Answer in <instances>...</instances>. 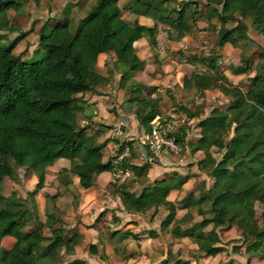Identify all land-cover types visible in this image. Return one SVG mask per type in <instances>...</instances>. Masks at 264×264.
Listing matches in <instances>:
<instances>
[{"label":"trees","instance_id":"obj_1","mask_svg":"<svg viewBox=\"0 0 264 264\" xmlns=\"http://www.w3.org/2000/svg\"><path fill=\"white\" fill-rule=\"evenodd\" d=\"M38 2V0H33ZM120 0H93L83 15L70 26L69 4H65L67 17L49 24V18L37 27V45L43 49L39 58L24 59L14 52L32 26L17 32L7 43L0 42V240L5 235L13 237L10 247L0 245L1 264H56L55 250L65 242L75 244L79 233L67 236L60 217L53 207L46 206V199L57 194H45V226L48 235L41 231V223L34 209V194L44 185V167L54 159L68 160L67 167H60L62 183L76 176L79 186L87 188L94 175L101 171L112 172L115 164L112 155L103 158L102 148L108 137L97 140L86 132V125L77 123L76 114L87 105L85 92L110 82V75L97 70L99 53L114 57V70L118 73L117 86L125 93L128 104L139 103L133 112L137 123L147 130L155 115H162L159 95L153 84H145L134 78L145 60L137 55L133 42L144 37L155 55L157 46L156 25L173 29L167 37L179 39L191 31L196 9L190 0H128L123 7L134 16L131 20L121 16ZM209 15L217 19L214 43H225L239 48V58L249 41L245 19L264 41V0H201ZM20 1L0 0V29L12 30L1 14L7 9H17ZM195 6V5H194ZM137 15L153 20L152 25L138 22ZM168 32V31H167ZM2 34H0V39ZM264 56V44L258 49ZM200 52H189L184 61L193 65L187 76L181 77L182 86L193 88L199 95L204 89H217L229 98L225 107H211L204 115L181 106L189 118H196L199 135L193 141L185 140L181 127L175 134L181 147L190 152L200 150L202 157L196 167L211 179L208 187L202 182L198 194L187 193L182 207L186 211L176 216L178 205L167 197L169 191L180 187L182 180H167L164 176L147 181L152 163L134 162L129 140L118 143V151L125 144L130 154L120 159L116 166L125 170L123 178L112 177L106 185L117 195L123 209L128 212H144L159 205L165 209L159 221V230L172 237H187L204 255H215L225 250L220 241L218 227H235L239 230L240 244H232V252L246 253L249 257L264 256V58L259 61V71L247 77L243 89L233 83L222 69L213 66L214 58ZM105 61H103L104 63ZM198 64L203 65L199 68ZM247 67V65H246ZM246 69V68H245ZM243 69V70H245ZM88 114H85V116ZM87 117V116H86ZM188 126V125H187ZM222 150L218 157L214 152ZM14 166H22L37 172L32 188L26 190V205L14 194L1 193L3 176L12 177ZM140 182L137 190L132 184ZM260 209L257 211L255 203ZM193 210L199 215L194 220ZM102 211L94 218L96 221ZM30 223V225H29ZM150 237L156 235L149 229ZM138 237L125 230H111L108 237L116 241ZM44 239L48 240L43 244ZM90 251L95 250L93 243ZM171 264H188L175 253L167 250ZM103 256V254H101ZM72 258L58 264H81ZM211 264H233L229 258Z\"/></svg>","mask_w":264,"mask_h":264},{"label":"rangeland","instance_id":"obj_2","mask_svg":"<svg viewBox=\"0 0 264 264\" xmlns=\"http://www.w3.org/2000/svg\"><path fill=\"white\" fill-rule=\"evenodd\" d=\"M13 1H20L19 7L17 9L7 8L1 14V19L7 25L12 24L14 29L10 31L0 29V34H2L0 42L5 44L17 32L32 26L31 31H28L25 37L14 47V52L24 59L39 58L43 53V49L37 45L36 41V30L43 20L49 18V24L63 21L67 17L66 12H64L66 10L64 6L69 4L70 26L74 27L77 18L82 16L93 2V0ZM190 1L194 2L191 3V8L197 10L190 32L183 34L179 39H172L167 37V33L173 35L175 31L158 23L156 25L157 46L154 49L155 55H152L153 52L151 53L146 41H142V45H136V53L146 61L142 69L139 70V74H143V79L151 82L156 87L154 92L151 93L145 90V93L151 96L159 95V108L163 114L172 108H181L183 106L190 111L196 109L200 112L199 115H204L211 107H225L229 104V98L215 88L207 89L203 91L202 95H199L193 88L182 86V75L189 74L193 68L192 65H180L189 52H200L206 56H213V66L222 69L233 83L238 84L243 89L247 87V77L259 71V61L264 58V56L257 55L258 49L262 47L264 41L250 27L248 19L244 21L249 41L242 51V58H239V48L229 43H225L222 46L215 45L216 17L214 15L207 16L209 10L206 9L201 0ZM126 3H128V0L119 1L122 7L121 16L131 20L134 15L123 7ZM103 61L105 62L103 63ZM96 65L99 71L107 72L111 80L108 84L100 85L94 90L98 94V99L95 101H86V99L89 100L93 91L87 93L85 99L87 105L83 112L76 114L77 123L86 125V132L93 135L97 140H102L106 137L105 134H108L109 141L102 149L105 158L113 154L114 145L129 140L135 154L132 160L138 163L142 162L143 159L137 149L142 140V127L137 123L133 112L139 103L135 102L130 105L125 101L126 95L124 91L117 86L118 73L114 70V57L112 55L98 57ZM198 67L203 68L204 66L198 64ZM85 114H88L86 115L87 117ZM195 120L196 118L188 124L191 137L195 133ZM221 151L214 152L215 156L218 157ZM166 157H170V162H176L173 164H177L179 169L161 170L159 168L155 170L153 167L147 175V181L161 175H164L168 180L171 172L177 174L179 170L185 172L186 168L191 165L190 160L194 155H189L188 151L181 147V151L177 155ZM181 158H183V161H181ZM154 164L161 166L159 160L155 161ZM67 166L68 160L63 158L54 159L47 164L44 167V185L34 194V209L41 223V231L44 236L48 235V230L44 223L45 194H57L54 198L46 199V206L50 210L55 207L67 236L77 231V225L83 231L82 235H79L78 242L75 244L65 242L55 250L53 263L66 262L78 256L82 258V264H171V261L166 258L168 257L167 250L184 258L188 264H211L218 260H227L229 258L233 264H243L245 262L246 253L242 249L238 253L232 252L230 249L232 244H240L241 242L237 228L218 227L219 238L225 246V250L215 255H204L195 248L194 243L189 238L172 237L168 232L159 230V220L164 214L162 207L157 208L155 213H152V209L144 212L126 213L119 207L118 204L120 203L117 196L113 193V189L107 185L97 184V186L87 191L82 190L84 193L80 195L77 191V183H73L74 175L67 176L70 181L65 184L62 183V173L59 168ZM187 170L190 169L188 168ZM191 170L190 174L193 178L187 181L181 196L178 197V193L176 196L172 194L178 207L183 206L188 198L187 193L196 190L198 178H202L200 177L202 174L200 175L195 170V167H192ZM112 172H110L111 178L115 177ZM36 174L37 172L29 168L14 166L12 177L3 176L1 193L3 195L14 194L24 198L23 201L30 206V201L25 197V192L32 188ZM179 178L182 182L186 180L184 173L180 174ZM176 179L177 177L174 178V180ZM203 180L207 179L204 177ZM140 185V182H136L130 188L137 190ZM195 192L196 194L198 193V191ZM81 197H86V200L85 203L79 206L78 202ZM255 208L257 211L260 209L258 202L255 203ZM100 211H102V214L94 221L95 216ZM176 214H181V210L177 209ZM198 218L199 215L194 212V220ZM151 226L159 230L158 236L154 239H149L148 230L152 228ZM113 228H117L119 231L133 229L136 233H140L136 238L132 239L131 236H128L120 242L118 247L121 250L120 256H125L123 258L111 252L110 244H107L105 236ZM143 233H147V235L145 236ZM13 240L12 236L5 235L0 240V245L8 248L13 243ZM47 241L44 239L43 244H46ZM90 243L95 246V250L92 252L89 248ZM103 252H109L106 258L101 257ZM249 264H264V256L254 255L249 257Z\"/></svg>","mask_w":264,"mask_h":264},{"label":"crops","instance_id":"obj_3","mask_svg":"<svg viewBox=\"0 0 264 264\" xmlns=\"http://www.w3.org/2000/svg\"><path fill=\"white\" fill-rule=\"evenodd\" d=\"M137 20H138V22H140V23H143V24H145V25H152V23H153V20L151 19V18H149V17H147V16H145V15H137ZM142 41H146V39L144 38V37H140V38H138L137 40H135L134 42H133V44H134V46H135V51H136V45H142ZM224 45V44H223ZM106 55H108V54H106V53H99L98 54V57H105ZM138 55V54H137ZM98 57H97V59H98ZM140 57V56H139ZM146 62V61H145ZM145 64V63H144ZM149 64V63H148ZM180 65L182 66V65H185V66H188V65H190L191 66V64H189V63H187V62H185V61H183V62H181L180 63ZM193 66V65H192ZM152 69V68H151ZM97 70H98V67H97ZM141 70V69H140ZM192 70H193V68H192ZM192 70H190V72L192 71ZM99 71V70H98ZM149 71V70H148ZM99 72H101V71H99ZM190 72H189V74H190ZM101 73H103V72H101ZM140 72H139V70L138 71H136L135 72V74H134V78H136L137 80H139L140 79V81H142L143 83H145V84H151V82H149V81H147V80H144L143 79V74H139ZM189 74H185V75H189ZM139 77V78H138ZM142 77V78H141ZM205 90H207V89H204L203 91H205ZM91 92V91H90ZM87 93L88 92H85V96H83V98H84V100L86 99V97H87ZM98 94L95 92V91H93L92 92V94L90 95V98H89V100H87L86 99V101H95L96 99H98ZM94 110V109H93ZM95 111V110H94ZM161 111V110H160ZM161 113H163L162 111H161ZM194 119V118H193ZM96 127V126H95ZM194 130H195V133H194V136L193 137H191L190 135H189V130H188V133L186 134V136H185V140H189V141H193V140H195V138L199 135V128L196 126V125H194ZM107 135L108 134H105V136L107 137ZM105 138V137H104ZM103 138V139H104ZM106 146V145H105ZM104 146V147H105ZM103 147V148H104ZM102 148V149H103ZM184 148H185V150L186 151H188V154L189 155H194V157L190 160L191 161V165L189 166V167H187L186 168V171L185 172H182V171H178V174L177 173H175V172H171L170 173V178L168 179V180H171V179H173L174 180V178L175 177H177V179H180L179 178V175L180 174H182V173H184V177L186 178V180H185V182H182V184L180 185V187H178V188H174V189H171L170 191H169V193H168V195H167V197L169 198V199H171V200H173L174 202H175V198H174V196H176L177 195V193H178V197H180L181 196V192L183 191V187H185V185H186V183H187V181H189V179H191V178H193V176L190 174L191 173V169H192V167H195V170H197L198 171V173L201 175L200 177H202V178H198L199 179V181L197 182V184H196V186H198L197 188H196V190H194V191H192L191 193L193 194V196H196L197 194H196V192L195 191H198V188H199V185L203 182L205 185V187H208L209 185H210V183H211V179L208 177V176H206L202 171H199L198 169H197V167H196V164H195V161L197 160V159H199V158H201L202 157V152L200 151V150H196V151H194V152H190L189 151V149H188V146L187 145H184ZM102 154H103V152H102ZM103 158H105L104 156H103ZM183 158H181V161H183L182 160ZM192 160H193V162H192ZM159 162H161V166L160 165H158V164H154L153 163V165H151V167L149 168V171H148V173H150V171L153 169V167L155 168V170L156 169H161V170H165V169H174V170H178L179 169V166H177V164H173V163H176V162H170V157H162L161 158V160H159ZM190 169V170H187V169ZM154 170V171H155ZM189 171V172H188ZM148 173H147V175H148ZM161 176H164V175H161ZM161 176H157V177H155V178H158V177H161ZM75 178H74V181H73V183L74 184H76L77 183V180H76V176H74ZM165 177V176H164ZM206 178L207 180H203V178ZM166 178V177H165ZM102 179V180H101ZM111 179V176H110V171H101V172H99V173H97V174H95L94 175V178H93V183H92V185H90L89 187H87V188H82L81 186H79L78 185V183H77V191H78V193L80 194V195H83V193L84 192H82V190L83 191H87L88 189H90V188H92V187H94V186H97V184H99V185H106V183H107V181L108 180H110ZM167 179V178H166ZM101 181V182H100ZM206 181H208V182H206ZM185 189V188H184ZM172 194H174V196H172ZM117 196V195H116ZM117 199H118V197H117ZM85 200H86V197H84V198H82L81 197V200H79V206L80 205H82L83 203H85ZM118 201H119V199H118ZM119 203H120V201H119ZM119 205V207L120 208H122L123 209V207H122V205H121V203L120 204H118ZM178 205V204H177ZM160 207H162L163 208V206H161V205H159L157 208L159 209ZM164 209V208H163ZM177 209H180L181 210V214L183 213V212H185L186 211V207H177ZM176 209V210H177ZM124 210V209H123ZM147 211V210H146ZM124 212H126V213H132V212H128V211H125L124 210ZM194 210H193V214H194ZM134 213H136V212H134ZM164 213H165V209H164ZM181 214H179V215H177V214H175L176 216H180ZM164 215V214H163ZM162 215V216H163ZM161 216V217H162ZM116 219V218H115ZM160 221V220H159ZM159 225V224H158ZM152 227V226H151ZM150 227V228H151ZM114 229H117V228H113L112 230H114ZM151 229H153V230H155V232H156V235H154L153 237H150L149 239H151V238H156L157 236H158V233H159V230L158 229H155L154 227H152ZM130 232H133V233H136L135 231H133V229H128ZM111 231V230H110ZM109 231V232H110ZM125 231V230H124ZM77 232L79 233V235H82L81 233H83V231H82V229H81V227L79 226V225H77ZM108 232V233H109ZM118 232H122V231H119L118 230ZM136 235L137 236H139L140 235V233H136ZM143 235H147V233H143ZM106 241H107V244H110L109 246H110V250H111V252H113L114 254H116V255H118L119 257H125V256H120V252H121V250H120V248L118 247V245H120V242H122L124 239H122L121 241H116V239L114 238V237H112V238H109L108 237V234H106ZM180 238H187V237H185V236H183V237H180ZM133 239V238H132ZM144 239H147V238H144ZM78 242V241H77ZM195 245V244H194ZM196 248V247H195ZM106 253V254H105ZM103 252V253H101V254H103V256H101V257H103V258H106V255H108V253L109 252ZM75 258H79V259H81L82 260V258H80V257H75ZM184 259V258H183ZM61 263H64V262H61ZM82 263H83V260H82ZM81 263V264H82Z\"/></svg>","mask_w":264,"mask_h":264},{"label":"built area","instance_id":"obj_4","mask_svg":"<svg viewBox=\"0 0 264 264\" xmlns=\"http://www.w3.org/2000/svg\"><path fill=\"white\" fill-rule=\"evenodd\" d=\"M193 120L183 110L172 108L162 115H155L148 124V129H142V140L138 145V151L143 161L154 163L165 156L177 155L181 151V144L175 134L183 127L185 134L188 133V124ZM112 163L115 164L113 175L123 178L125 170L116 166L120 159L130 154L129 146L124 145L118 151V144L113 146Z\"/></svg>","mask_w":264,"mask_h":264}]
</instances>
